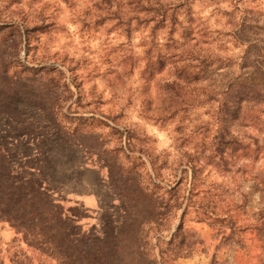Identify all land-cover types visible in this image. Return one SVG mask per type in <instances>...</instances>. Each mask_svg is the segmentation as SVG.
<instances>
[{
    "label": "rangeland",
    "instance_id": "1",
    "mask_svg": "<svg viewBox=\"0 0 264 264\" xmlns=\"http://www.w3.org/2000/svg\"><path fill=\"white\" fill-rule=\"evenodd\" d=\"M0 264H264V0H0Z\"/></svg>",
    "mask_w": 264,
    "mask_h": 264
},
{
    "label": "crops",
    "instance_id": "2",
    "mask_svg": "<svg viewBox=\"0 0 264 264\" xmlns=\"http://www.w3.org/2000/svg\"><path fill=\"white\" fill-rule=\"evenodd\" d=\"M74 203L75 204H79L81 207H84V208H91V207H94L97 203V200H96V197L95 195H92V194H86V195H83V196H74Z\"/></svg>",
    "mask_w": 264,
    "mask_h": 264
}]
</instances>
